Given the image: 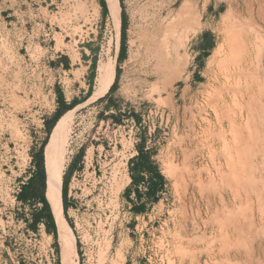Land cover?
<instances>
[{
    "label": "rangeland",
    "instance_id": "1",
    "mask_svg": "<svg viewBox=\"0 0 264 264\" xmlns=\"http://www.w3.org/2000/svg\"><path fill=\"white\" fill-rule=\"evenodd\" d=\"M232 2L118 0L119 58L121 31L99 30L95 0H0V264H61L55 218V234L33 225L42 203L18 198L43 142L44 166L58 92L72 103L61 200L74 264H264V30L241 28L264 1ZM184 4L201 27L184 30ZM229 9L232 30L220 19ZM88 16L97 30L85 36ZM82 38L95 74L103 57L113 63L114 87L97 98L76 80ZM139 146L162 176L152 196L149 173L132 169Z\"/></svg>",
    "mask_w": 264,
    "mask_h": 264
},
{
    "label": "bare ground",
    "instance_id": "2",
    "mask_svg": "<svg viewBox=\"0 0 264 264\" xmlns=\"http://www.w3.org/2000/svg\"><path fill=\"white\" fill-rule=\"evenodd\" d=\"M228 2L230 5H232L233 3L232 0H228ZM182 7L183 9H182L181 23L183 25L184 30H188V29L195 30L197 29V27H201V25L199 24L200 21L199 17L197 16L194 9L190 5H185V4ZM260 7L263 6L260 5ZM232 12H233L232 9H229L220 18L221 25L224 24L226 30L234 29L235 24L238 22L237 16L235 15L234 18L232 16ZM119 13H120L119 5L115 4L109 6V14L116 25H118L119 23V17H120ZM261 13L262 12L257 13L256 11L255 13L256 18H254V20H252V22L250 23V27L252 28H248V29H245V27H241V28L243 30H264V15H262ZM259 36H260L259 31H257L252 35L253 38H257ZM242 40L243 41L245 40L244 42H246V39L243 36H242ZM262 44L264 45V39H262ZM238 46H239V39L237 37H235L232 33L225 34L223 38V46H222L224 50L225 48H227V51L228 53H230V55H235L238 49L236 47ZM248 53L249 52L245 49L241 58V60L243 59L244 62L241 63L242 65L249 64L250 62L248 59L249 56L247 57ZM251 53L252 52H250V54ZM263 53H264V49L261 52H259V55H262ZM233 72L239 74L241 70L240 69L238 70V66L235 65V67L233 68ZM112 73H113V65L109 59L107 61H102L99 64L98 73L96 77V85L94 88L92 98H97L98 96L104 94L111 80ZM71 119H72L71 110L61 116V118L59 119V121L53 127V129L49 134L45 149V172H46L45 197L51 207L52 214L57 223V235H58V241H59L60 253H61V264H74L73 263L74 236L70 225L64 218L62 200H61V183H62V174L64 169L65 153H66L65 144L67 143V137H68Z\"/></svg>",
    "mask_w": 264,
    "mask_h": 264
},
{
    "label": "trees",
    "instance_id": "3",
    "mask_svg": "<svg viewBox=\"0 0 264 264\" xmlns=\"http://www.w3.org/2000/svg\"><path fill=\"white\" fill-rule=\"evenodd\" d=\"M121 46H120V54L119 58L123 57L124 52V32H125V25L126 22L124 18L121 19ZM114 87H110L109 91ZM58 108L55 110L54 115L46 121L47 125V132H50L54 123L57 122L58 118L63 115L65 112L68 111L69 108L72 107V103H66L64 100L63 95L58 92L57 96ZM67 110V111H66ZM43 145L39 149V151L35 155V174L29 179L26 185L22 187L18 194V198L22 201H26L29 199H38L42 206L41 208L33 213V225H36L39 221H43L46 225L47 231L53 232L55 234V221L52 215L50 205L47 202L45 195L43 193L44 186H45V171L43 166ZM132 169L142 171L145 170L149 173V186H148V194L154 195L155 189L157 187V183L162 180V176L157 170L156 166L153 164L151 160V156L148 150L143 149V147L139 146L138 154L132 158ZM133 175V179L136 181V178ZM65 188H66V179L63 182V199H64V210L66 209V202H65ZM137 210L141 209V207L135 208Z\"/></svg>",
    "mask_w": 264,
    "mask_h": 264
},
{
    "label": "crops",
    "instance_id": "4",
    "mask_svg": "<svg viewBox=\"0 0 264 264\" xmlns=\"http://www.w3.org/2000/svg\"><path fill=\"white\" fill-rule=\"evenodd\" d=\"M95 1H96V4L98 5L99 9H102V12L100 15V21L101 22H100L99 30H103V33L107 34V32L112 30L110 28V24H112L114 26L113 27L114 35L118 39L119 33L121 31L122 20L119 17V23H118V25H116L114 23L113 19L111 18L110 14H109V6L115 5V4L119 5L118 0H95ZM85 21H86V24H84V25H85L86 29L83 30V34L85 36H89V30H97L96 29V23L90 22L89 16ZM93 26H95V27H93ZM75 49L78 53L77 57L74 60L75 69H79L82 72L80 78H78L76 80L79 82V87H83V89H84L81 92L82 97H85L87 95L86 98H90V96H92L93 92H94V90L93 91H92V89L90 90V86H91V83L96 80L97 73H98V71H97V73L95 74L94 69H93V65L95 64V53H94L95 48H93L92 43H89V38H82L81 41L79 39L76 40ZM116 52H117V49L115 48L114 49V56L116 55ZM110 59L112 60L114 58H110ZM98 60L96 61L97 63H98ZM107 60H108L107 56L103 57V61H107ZM98 67H99V65L97 64V68ZM113 76H114V69H113L111 80H110L104 94L108 93L110 87L112 86L113 80H114ZM104 94H102V95H104ZM75 97L77 99H79L81 96L76 94ZM98 97H100V96H98ZM65 102L68 103V100L66 98H65ZM61 116H60V118H61ZM59 119L57 120V122L59 121ZM57 122L54 124V126L57 124ZM44 166H45V154H44Z\"/></svg>",
    "mask_w": 264,
    "mask_h": 264
}]
</instances>
